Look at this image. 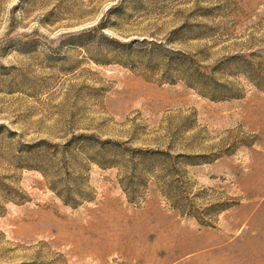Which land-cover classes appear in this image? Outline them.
Here are the masks:
<instances>
[{
    "label": "rangeland",
    "instance_id": "obj_1",
    "mask_svg": "<svg viewBox=\"0 0 264 264\" xmlns=\"http://www.w3.org/2000/svg\"><path fill=\"white\" fill-rule=\"evenodd\" d=\"M0 264H264V0H0Z\"/></svg>",
    "mask_w": 264,
    "mask_h": 264
},
{
    "label": "trees",
    "instance_id": "obj_2",
    "mask_svg": "<svg viewBox=\"0 0 264 264\" xmlns=\"http://www.w3.org/2000/svg\"><path fill=\"white\" fill-rule=\"evenodd\" d=\"M64 164H65V162H64ZM61 168L62 167L60 166V169ZM65 168H66L65 173H64V175L66 174L65 177H62L60 175L61 174L60 169H58V171L56 172L58 174V176L61 177L59 182L61 184H64V186H65V189H62L63 191L60 190V191H57V193H58V195H60L62 197V199L65 203L70 204L73 207H76V206L80 205L84 200L90 199L89 193L85 192L84 190H81L80 188H71L70 186H68V180H69L68 177L69 178L71 177V172L68 171L69 167L67 168V165ZM137 177H138V182H136V184H139V185L143 184L142 183L143 178L141 176H137ZM132 191L135 192L136 190H132Z\"/></svg>",
    "mask_w": 264,
    "mask_h": 264
},
{
    "label": "bare ground",
    "instance_id": "obj_3",
    "mask_svg": "<svg viewBox=\"0 0 264 264\" xmlns=\"http://www.w3.org/2000/svg\"><path fill=\"white\" fill-rule=\"evenodd\" d=\"M118 203V202H117ZM117 207V206H116ZM115 212H116V214H118V215H121V216H123V218H124V215H127L126 214V210H124L123 208H121V206H118L117 208H116V210H115ZM113 214V213H112ZM105 217V216H104ZM126 217V216H125ZM123 221V220H122ZM116 230V229H115Z\"/></svg>",
    "mask_w": 264,
    "mask_h": 264
}]
</instances>
